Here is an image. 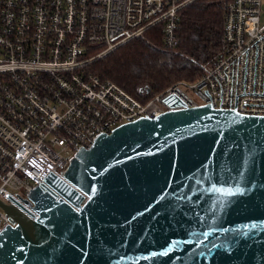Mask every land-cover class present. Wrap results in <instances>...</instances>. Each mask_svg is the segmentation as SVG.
Returning <instances> with one entry per match:
<instances>
[{"label":"water","instance_id":"water-1","mask_svg":"<svg viewBox=\"0 0 264 264\" xmlns=\"http://www.w3.org/2000/svg\"><path fill=\"white\" fill-rule=\"evenodd\" d=\"M63 175L61 195L29 190L34 219L0 202V264H264V115L204 103L138 117Z\"/></svg>","mask_w":264,"mask_h":264},{"label":"built area","instance_id":"built-area-1","mask_svg":"<svg viewBox=\"0 0 264 264\" xmlns=\"http://www.w3.org/2000/svg\"><path fill=\"white\" fill-rule=\"evenodd\" d=\"M193 1L0 0V202L34 219L32 187L61 195L74 153L138 117L204 103L264 115L262 0H230L221 50L202 75L145 101L90 70L151 27L175 46L180 11ZM7 223L0 206V228Z\"/></svg>","mask_w":264,"mask_h":264},{"label":"trees","instance_id":"trees-1","mask_svg":"<svg viewBox=\"0 0 264 264\" xmlns=\"http://www.w3.org/2000/svg\"><path fill=\"white\" fill-rule=\"evenodd\" d=\"M229 1L194 0L180 11L175 46H164L161 27H151L94 60L90 70L139 101L175 81H193L221 50L223 14Z\"/></svg>","mask_w":264,"mask_h":264},{"label":"rangeland","instance_id":"rangeland-1","mask_svg":"<svg viewBox=\"0 0 264 264\" xmlns=\"http://www.w3.org/2000/svg\"><path fill=\"white\" fill-rule=\"evenodd\" d=\"M260 24L264 25V0H262L261 5Z\"/></svg>","mask_w":264,"mask_h":264}]
</instances>
